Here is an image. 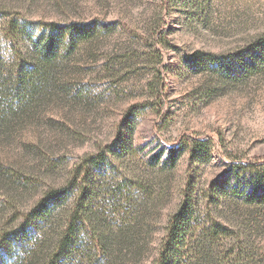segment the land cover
<instances>
[{
  "label": "rangeland",
  "instance_id": "374dc122",
  "mask_svg": "<svg viewBox=\"0 0 264 264\" xmlns=\"http://www.w3.org/2000/svg\"><path fill=\"white\" fill-rule=\"evenodd\" d=\"M12 22L17 39L3 28ZM52 23L99 29L62 50L49 83L38 82L18 120L0 131V264L16 259L3 240L21 226L36 232L31 247L58 227H40L32 211L99 155L111 163L85 167L96 193L82 207L99 218L98 233L142 232L147 252L127 264L157 258L188 196L202 213L218 201L221 221L247 241L249 264H264V207L230 189L238 166L264 169V62L256 61H264V0H0V80L22 59L12 44L26 55ZM9 109L0 95V114ZM122 143L119 159L111 153ZM224 185L226 196L216 192Z\"/></svg>",
  "mask_w": 264,
  "mask_h": 264
},
{
  "label": "trees",
  "instance_id": "16d2710c",
  "mask_svg": "<svg viewBox=\"0 0 264 264\" xmlns=\"http://www.w3.org/2000/svg\"><path fill=\"white\" fill-rule=\"evenodd\" d=\"M4 27L9 38L17 39L18 28L15 22ZM98 29L97 23L67 26L52 23L45 25L38 37L32 38L31 48L26 55L19 48V43L12 44L13 47L15 45L14 50H17L22 59L16 58V64L9 68L8 76L0 80V82L4 80L0 95L10 108L3 115L0 114V131L4 128L9 129L18 120L16 113L21 109L22 104L26 100L33 99L35 93L39 92L40 89L36 86L38 82L49 83L48 72L55 67L62 50L72 49L78 42L90 39ZM256 61L264 62L259 58ZM255 69L258 67L252 66L250 71ZM11 89H14V96L10 93ZM16 101L18 106L14 109ZM120 147V150L113 149L111 153L119 159L122 158L125 144L122 143ZM180 152L181 150L172 152L169 166L174 165L175 156L177 157ZM104 156L106 155L96 156L86 160L85 164L77 166L66 187L49 191L42 204L32 211L34 221L42 220L43 224L41 226L39 224L40 227L48 224L53 227L54 221L59 220L58 227H53V231L44 238L39 237L37 243L33 244L35 247H31V244L36 238V232L24 226L5 237L4 243H8L10 248L17 249L13 264H73L78 259L81 264L85 259L90 260V264H127L137 260L141 262L147 252L146 246H142L144 241L141 231L122 227L120 232L111 234L103 230L98 233L99 218L84 213L82 203L96 193L91 186L92 183H89L88 176L86 178L88 170L85 167L91 161L102 163L101 166L110 164L107 156L109 161L104 162ZM238 168H240L237 170L238 185L230 186L231 192L239 195V199L242 198L245 204L263 208L264 169H256V164L241 165ZM21 179L20 181L25 185H33L23 174ZM227 189H229L227 185H224L223 188L218 187L216 192H222L226 196L231 193ZM74 194L79 195L78 205L67 213L62 208ZM194 198V196L185 198L183 207L171 219L167 236L160 246L157 258L151 264L252 263L253 257L250 256L247 241L242 234L234 233L228 224L221 221L224 213H218V201L208 204L207 212L202 213L199 212ZM64 227L66 230L62 231ZM233 236L236 238L234 239ZM40 240L42 242L39 246ZM232 246L233 248L228 250Z\"/></svg>",
  "mask_w": 264,
  "mask_h": 264
}]
</instances>
